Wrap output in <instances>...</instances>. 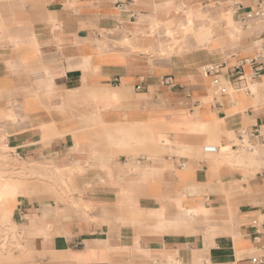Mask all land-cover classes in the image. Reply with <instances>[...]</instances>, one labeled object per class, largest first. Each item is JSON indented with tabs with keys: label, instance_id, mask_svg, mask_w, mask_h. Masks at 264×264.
<instances>
[{
	"label": "crops",
	"instance_id": "obj_1",
	"mask_svg": "<svg viewBox=\"0 0 264 264\" xmlns=\"http://www.w3.org/2000/svg\"><path fill=\"white\" fill-rule=\"evenodd\" d=\"M5 5L4 142L66 193L56 197L51 185L46 195L33 183L10 206L21 264H250L264 256V151L250 150L257 164L246 170L202 153L204 145L232 146L230 132L264 124V72L255 76L249 63L263 30L238 25L252 0ZM228 9L223 27L209 30L204 14L220 18ZM187 10L194 30L184 37L198 50L161 56L167 27L187 24ZM216 66L231 94L216 93L203 76Z\"/></svg>",
	"mask_w": 264,
	"mask_h": 264
},
{
	"label": "rangeland",
	"instance_id": "obj_2",
	"mask_svg": "<svg viewBox=\"0 0 264 264\" xmlns=\"http://www.w3.org/2000/svg\"><path fill=\"white\" fill-rule=\"evenodd\" d=\"M212 5H208L207 9H203L201 12H210V8ZM220 10L218 11V14H221ZM172 24V23H171ZM223 24H215L213 25L211 21L208 23V27L210 26L211 31H215L216 29H221ZM240 28L248 27V29H253L254 27H261V30H264V27L259 24L256 21H253L251 23H239L238 24ZM169 36L168 41L166 42V47L164 48L167 50L166 52H160L161 56L164 57H174V56H187L190 55L192 52H195L198 50L197 45L195 44L194 38L184 37L185 34H188L189 32L181 30L179 24H172V26L169 28L167 27ZM2 30H6V24L0 21V46L3 45L5 42L2 40V35L4 34ZM255 38L252 39L250 48L252 52L255 54L253 41ZM201 49V48H199ZM197 73H202V69L199 68L196 70ZM4 139L3 132L0 129V141ZM232 144V143H231ZM2 145L4 147H2ZM258 152L264 151L263 149H260V146H255ZM254 147V148H255ZM245 147H242L238 150H234L237 152L244 151ZM8 153V154H6ZM5 154V155H4ZM11 155V156H10ZM8 160V161H7ZM3 162V163H2ZM219 164H229L227 160H224L223 158L220 160ZM231 165V163L229 164ZM235 165V164H234ZM236 166V165H235ZM237 167V166H236ZM43 167H40L41 169ZM2 169V170H1ZM38 169V170H39ZM34 168H27L24 163H22L20 160H18L16 157H14L11 154V151H9L5 145L4 142H0V178H5L11 181L18 190V194L16 198L19 195H26V189L25 187L36 183L40 184L42 186L47 187V190L44 191V194L50 195L49 188H51V185H53L55 190H59L58 192H55L56 197L57 196H66V193L63 192L62 188L58 186L56 182H61L57 177L50 175L51 172L44 170L42 172V175L39 176L37 171ZM237 170V168H236ZM252 170V169H251ZM257 170V169H255ZM6 171V172H5ZM135 174L138 172L136 169L133 171ZM8 174V175H7ZM54 177V178H53ZM246 175L243 176V181L246 182ZM56 181V182H55ZM62 183V182H61ZM63 184V183H62ZM238 186L240 183H236ZM16 198L13 200L8 201L4 205H0V218L4 211H9L10 206H14L16 202ZM9 222L2 223L0 219V264H21L20 259H22V254L25 253V248H21V243L23 242L22 239H20V234L15 228H11ZM4 228V229H3ZM3 240V241H2ZM141 261H127L124 264H140ZM181 263V262H180ZM182 264V263H181Z\"/></svg>",
	"mask_w": 264,
	"mask_h": 264
},
{
	"label": "built area",
	"instance_id": "obj_3",
	"mask_svg": "<svg viewBox=\"0 0 264 264\" xmlns=\"http://www.w3.org/2000/svg\"><path fill=\"white\" fill-rule=\"evenodd\" d=\"M236 9L240 8V4H236ZM256 21L264 27V0H252V6L245 12L241 22L243 24ZM254 45V58L249 63L254 64L253 74L255 76L264 72V30L255 38L252 42ZM219 66L203 71L204 77H211V84L214 87L216 93L225 95L227 89L222 85L219 76L216 73ZM163 84L169 88L173 86L171 78H165ZM140 86L136 87V91H139ZM256 145L264 146V124L253 129H237L235 132L234 141L232 146L234 150H238L245 147L248 151L252 150ZM221 148L215 145L202 146V153L205 155H218ZM250 264H264V256H255L250 258Z\"/></svg>",
	"mask_w": 264,
	"mask_h": 264
},
{
	"label": "bare ground",
	"instance_id": "obj_4",
	"mask_svg": "<svg viewBox=\"0 0 264 264\" xmlns=\"http://www.w3.org/2000/svg\"><path fill=\"white\" fill-rule=\"evenodd\" d=\"M7 2V0H0V13L4 12L6 10V5L5 3ZM218 2V1H217ZM188 11V10H187ZM234 11V10H233ZM183 14V13H182ZM201 14V13H200ZM209 14V13H208ZM211 14V13H210ZM221 17L220 18H212V17H208L206 16V14H204V18L207 19V21H211V23L213 25L215 24H218L220 20H225L226 19V16L230 15V9H228L225 12L221 13L220 14ZM198 16V15H197ZM186 17H187V24L185 25H180V29L181 30H184V31H187V32H192L193 29V22H192V12L191 11H188V13H186ZM201 20V19H200ZM204 22V21H203ZM233 22V21H232ZM183 23V22H182ZM203 27V26H202ZM208 27V26H207ZM230 24L229 26L227 25L226 26V30H227V33L230 35ZM210 29V28H209ZM236 30H239V28L237 27ZM252 76V75H251ZM247 83V82H246ZM249 88L253 91L254 90V86H249ZM227 91L229 94L232 93V91L234 92V90H231L230 86L227 88ZM202 126V125H201ZM202 128V127H201ZM227 130V128H226ZM229 137V136H228ZM230 138L233 140L234 137L232 136L231 132H230ZM4 142V139L1 140ZM0 141V142H1ZM4 145L5 147L7 148L5 142H4ZM2 147H4L2 145ZM8 154V153H6ZM5 155V154H4ZM257 155V152L256 151H248L246 149H244L243 152H237V151H234L232 150L230 147H229V144H227L225 147L221 148L220 150V153L218 155V157L220 159H224V160H227V161H230V163H233L235 164L237 167L241 168V169H248V168H252L254 167L257 162H256V157ZM11 156V155H10ZM8 161V160H7ZM3 163V162H2ZM43 169V168H41ZM2 170V169H1ZM44 170V169H43ZM50 170V169H49ZM55 170V169H54ZM53 170V171H54ZM48 171V170H47ZM51 171V170H50ZM6 172V171H5ZM44 172V171H43ZM56 173V172H55ZM54 174V173H53ZM57 174V173H56ZM8 175V174H7ZM54 178V177H53ZM61 181V180H60ZM18 194V190H17V187L11 182L9 181L8 179H3V178H0V205H4L6 204L8 201L10 200H13L16 198ZM230 200V199H229ZM185 212V211H184ZM1 221L2 223H5V222H9L10 224V227L11 228H15L13 225H12V222L10 220V213L9 211H4L2 216H1ZM4 229V228H3ZM3 241V240H2ZM1 242V241H0ZM190 261H185V264H188ZM172 264H181L180 262H176L175 260L172 261ZM193 264V263H191Z\"/></svg>",
	"mask_w": 264,
	"mask_h": 264
}]
</instances>
